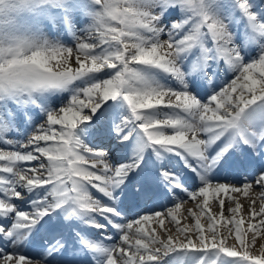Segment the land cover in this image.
I'll return each mask as SVG.
<instances>
[{"label": "snow or ice", "instance_id": "1", "mask_svg": "<svg viewBox=\"0 0 264 264\" xmlns=\"http://www.w3.org/2000/svg\"><path fill=\"white\" fill-rule=\"evenodd\" d=\"M0 146V264H264L230 195L264 201V6L0 0Z\"/></svg>", "mask_w": 264, "mask_h": 264}, {"label": "bare ground", "instance_id": "2", "mask_svg": "<svg viewBox=\"0 0 264 264\" xmlns=\"http://www.w3.org/2000/svg\"><path fill=\"white\" fill-rule=\"evenodd\" d=\"M257 3H259L260 5L264 6V0H256ZM78 19H80L78 17ZM235 30L237 31H242L243 30V24H238V25H234ZM79 35H81V38L84 39L85 34L82 32H78ZM59 35L60 39L62 40V42H64L67 46H75V40H73V38L68 35L67 33H59V34H53V36ZM162 39H165L166 37H161ZM74 52H75V47H74ZM70 63H72L73 67H76L75 63H74V56L72 58V61H70ZM113 70L110 69H106L104 73H101L99 75L104 76L107 73L112 72ZM174 99V98H173ZM165 100L167 101L168 98L166 97ZM58 127V126H57ZM24 151H27V149H24ZM3 163V162H0ZM36 163V162H33ZM95 191L93 190V193ZM232 197H234V199L236 201H238L240 203V205H242V210L241 212L238 214L239 218H243L245 220L244 225H242V227L246 230V241L248 242L249 246H250V252L253 255H258L259 252L264 249V231H259V232H254L252 230H250L251 228L255 227L258 228L259 227V221L261 219V217L258 215L255 218H252L251 216V202L254 200L255 201V211L257 213L260 212V208L262 206V203H264V201H262L261 199V193L259 188L254 184L249 195L247 197H245L242 194H230ZM223 196V194H222ZM225 199V205H224V215L226 218H230L231 217V213H230V208L235 207V203L232 202L231 199H229V197H223ZM18 203H22L19 202ZM202 203V198L197 200L196 202H187L184 203L181 207V211L178 214V219H180L181 221V227L184 226H188V227H194V223L195 221L192 219V217L189 215L190 212H195L197 215H200V209L198 207V205ZM210 209H211V213L213 215H219L220 212V208L218 207V201L216 200L215 197L210 198ZM170 207V205H169ZM158 211H164L163 208H159L157 209ZM201 224L207 229L209 226V221L207 220V217H201ZM136 227V226H135ZM135 227L133 228L132 231V235H130V241L134 243L135 240ZM146 229H156V232L158 235L161 236V238H164L167 235H171L174 238L179 235V233L176 231V227L173 224V222H171V220L169 218L165 219V224H164V228L161 229L159 227V224L157 221H153L151 222V224L149 225H145ZM219 230L224 233L227 234L228 228H232V236L234 237V226L232 225H218ZM93 230V229H92ZM94 235L96 236V233L94 232ZM189 235H191L193 237V239H195V233H190ZM181 239H183V237L181 236ZM113 242H116L117 244H119L121 247H128L127 245L123 244L121 241H118L117 238H115L113 240ZM234 241L232 238H230L228 240L229 244H232ZM117 258H119V253L115 254ZM117 264H121L120 260L117 259Z\"/></svg>", "mask_w": 264, "mask_h": 264}]
</instances>
